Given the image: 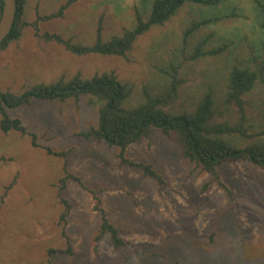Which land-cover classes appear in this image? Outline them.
Wrapping results in <instances>:
<instances>
[{"label":"rangeland","instance_id":"rangeland-1","mask_svg":"<svg viewBox=\"0 0 264 264\" xmlns=\"http://www.w3.org/2000/svg\"><path fill=\"white\" fill-rule=\"evenodd\" d=\"M67 1L23 0L21 37L0 50V91L18 94L62 77L112 73L130 89L123 107L132 109L144 102L145 91L162 94L170 82L166 72L179 65L182 84L168 113L193 111L209 90L217 110L213 121L238 120L236 108L223 105L228 74L236 65L252 70L264 66L258 8L264 0L184 5L163 26L140 36L124 58L75 56L42 36L55 34L91 45L99 23L104 39L120 35L134 27L136 13L147 17L152 0H73L61 17L41 20ZM214 18L219 20L198 30L183 47L190 22ZM209 34L205 49L227 48L215 57L184 62ZM242 98L246 128L255 137L237 144H264V74ZM7 113L36 136L39 148L19 133L0 131V264H264L263 169L240 162L218 167L227 195L183 158L174 138L154 130L148 139L130 145L125 155L153 166L165 182L160 187L121 166L116 148L76 136L97 123V107L89 106L85 97L64 103L33 100ZM46 147L66 156L48 155ZM65 172L78 177L83 187L67 182L62 195L70 209L61 221L58 181ZM92 192L125 247L116 250L108 237L95 241L99 215L93 211Z\"/></svg>","mask_w":264,"mask_h":264},{"label":"trees","instance_id":"trees-1","mask_svg":"<svg viewBox=\"0 0 264 264\" xmlns=\"http://www.w3.org/2000/svg\"><path fill=\"white\" fill-rule=\"evenodd\" d=\"M222 1L224 0H152L147 17L143 18L139 13H136L134 27L130 30H124L120 35L104 39L102 26L99 23L94 42L91 45L74 42L72 39L65 40L55 34H44L42 37L46 42H55L61 45L67 52L75 56L95 54L102 57L124 58L140 36L152 27L163 26L184 5L216 7ZM72 2L73 0H68L60 6L57 12L41 20L61 17ZM15 3L14 24L9 36L0 46V50L5 49L12 42L18 41L21 37L24 2L23 0H15ZM1 5L0 0V13ZM258 8L262 15L261 27L264 29V4H258ZM218 20L219 18H214L190 22L182 35L183 47L187 46L188 40L198 30ZM211 38V34L200 38L191 53L184 56V62H194L206 56L215 57L227 48L225 44H222L213 49H205ZM179 68V65L172 66L166 72L170 82L162 94L151 96L145 91L144 102L132 109L123 107V103L130 96V89L121 84L112 73L95 75L90 79H83L79 74L68 80L62 77L51 84L30 86L18 94L0 91V131L3 134L19 133L29 139L31 147L39 148L36 136L28 132L19 119L11 118L7 110L29 106L33 100L64 103L69 99L78 100L80 97H85L89 106L97 107V123L95 127L79 132L76 135L77 137L85 141L104 142L109 147L116 148L118 150L117 158L121 166L140 173L143 177L153 180L158 186L162 187L165 182L153 166L134 161L125 155L130 145L138 143L142 139H148L154 130H159L164 137L174 138L180 145L183 158L192 164L194 168L208 174L212 181L218 183L219 187L229 195L225 186L219 181L218 167L226 163L240 162L264 170L263 143L254 142L243 147H239L237 144L239 140L246 141L255 137L246 128L245 102L242 97L253 89L258 80H261L264 74V66L252 70L247 66L236 65L230 70L223 105L236 108L238 120L234 123L228 121L216 123L213 121L217 110L215 109L212 93L209 90L199 100L193 111H184L180 114L168 113L167 108L176 100L178 88L182 84V80L177 77ZM227 110L226 112H228ZM44 149L48 155L66 156L65 152L53 153L47 147ZM69 181L83 187L78 177L67 172L58 181V199L64 208V212L60 215L61 221H65L70 209V205L63 199L62 195ZM13 183H15V180ZM6 190H8V187ZM3 197V195L0 197L1 203ZM92 197L95 201L93 211L99 215L98 234L95 241L98 242L104 237H108L116 250L125 247L126 243L121 240L119 230L109 221L107 214L100 207L99 199L93 192ZM67 253H71V250L68 249Z\"/></svg>","mask_w":264,"mask_h":264},{"label":"water","instance_id":"water-1","mask_svg":"<svg viewBox=\"0 0 264 264\" xmlns=\"http://www.w3.org/2000/svg\"><path fill=\"white\" fill-rule=\"evenodd\" d=\"M0 13V46L9 36L14 24L16 14L15 0H1Z\"/></svg>","mask_w":264,"mask_h":264}]
</instances>
